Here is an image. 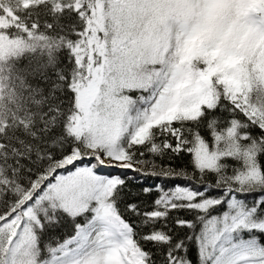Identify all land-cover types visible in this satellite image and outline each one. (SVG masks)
Listing matches in <instances>:
<instances>
[{
    "label": "snow or ice",
    "instance_id": "snow-or-ice-1",
    "mask_svg": "<svg viewBox=\"0 0 264 264\" xmlns=\"http://www.w3.org/2000/svg\"><path fill=\"white\" fill-rule=\"evenodd\" d=\"M17 15L0 20V264H264V0Z\"/></svg>",
    "mask_w": 264,
    "mask_h": 264
},
{
    "label": "trees",
    "instance_id": "trees-1",
    "mask_svg": "<svg viewBox=\"0 0 264 264\" xmlns=\"http://www.w3.org/2000/svg\"><path fill=\"white\" fill-rule=\"evenodd\" d=\"M31 0H0V8H3V13L0 14V20L7 17V23H16L20 19L17 15V9L29 4ZM21 22H23L21 20Z\"/></svg>",
    "mask_w": 264,
    "mask_h": 264
}]
</instances>
